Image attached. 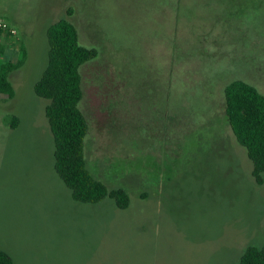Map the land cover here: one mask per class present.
Masks as SVG:
<instances>
[{
  "label": "rangeland",
  "instance_id": "374dc122",
  "mask_svg": "<svg viewBox=\"0 0 264 264\" xmlns=\"http://www.w3.org/2000/svg\"><path fill=\"white\" fill-rule=\"evenodd\" d=\"M6 5L26 52L8 78L15 96L0 94V250L13 264H237L264 250V172L257 182L224 95L235 80L264 94V0ZM62 19L94 52L77 72L86 166L126 193L124 208L75 201L54 168L49 100L33 86Z\"/></svg>",
  "mask_w": 264,
  "mask_h": 264
},
{
  "label": "trees",
  "instance_id": "16d2710c",
  "mask_svg": "<svg viewBox=\"0 0 264 264\" xmlns=\"http://www.w3.org/2000/svg\"><path fill=\"white\" fill-rule=\"evenodd\" d=\"M47 39V65L33 90L37 96L49 100L45 115L54 138V168L75 201L96 203L109 196L124 208L128 204L126 193L109 190L103 181L96 179L84 156L87 122L77 107L81 95L77 72L79 65L94 57V52L78 43L74 25L65 19L49 25ZM19 52L21 57L15 62L0 59V94L8 99L14 97L8 75L24 62L23 44ZM224 95L227 120L237 142L246 149L253 164L252 175L260 183L264 172V94L248 82L235 80L224 87ZM9 119L11 127L19 121L16 116ZM0 264H13L11 256L3 250ZM237 264H264V250L248 248Z\"/></svg>",
  "mask_w": 264,
  "mask_h": 264
},
{
  "label": "crops",
  "instance_id": "0c3cea01",
  "mask_svg": "<svg viewBox=\"0 0 264 264\" xmlns=\"http://www.w3.org/2000/svg\"><path fill=\"white\" fill-rule=\"evenodd\" d=\"M18 12H19L18 10L9 9V5H6L3 8L0 6L1 16L14 28L15 26L13 24L20 22V14ZM21 44L22 42L19 41L18 39L16 40V38H14L13 35L8 36L5 33L0 32V57L3 56L5 51L7 50H13V51L19 50ZM9 75H8V78H9ZM2 97L6 98L4 95H2Z\"/></svg>",
  "mask_w": 264,
  "mask_h": 264
},
{
  "label": "built area",
  "instance_id": "2783aa9c",
  "mask_svg": "<svg viewBox=\"0 0 264 264\" xmlns=\"http://www.w3.org/2000/svg\"><path fill=\"white\" fill-rule=\"evenodd\" d=\"M0 32H7L10 35H15L16 30L9 25V23L2 17L0 16Z\"/></svg>",
  "mask_w": 264,
  "mask_h": 264
}]
</instances>
